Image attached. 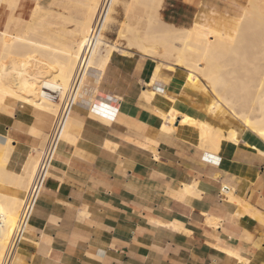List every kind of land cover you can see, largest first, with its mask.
I'll return each instance as SVG.
<instances>
[{
    "label": "crops",
    "instance_id": "obj_1",
    "mask_svg": "<svg viewBox=\"0 0 264 264\" xmlns=\"http://www.w3.org/2000/svg\"><path fill=\"white\" fill-rule=\"evenodd\" d=\"M200 4L236 16L249 0H163L159 15L189 27ZM53 10L66 15L59 0H19L12 16L23 22L11 31L20 34ZM7 13L0 5V28ZM116 17L123 19L121 10ZM110 26L107 36L115 38L119 24ZM152 59L114 52L104 76L89 78L99 86L103 111L87 99L70 110V127L10 264H264V155L243 146V125L227 109L209 111L214 98L204 78L191 81L182 66H160L151 83L158 62ZM144 90L162 97L147 99ZM168 109L176 112L172 121ZM183 115L197 126L204 120L235 129L238 142L207 151L198 145L199 126ZM53 119L29 106L0 109V158L9 143L3 175L17 181L11 190L20 197Z\"/></svg>",
    "mask_w": 264,
    "mask_h": 264
},
{
    "label": "bare ground",
    "instance_id": "obj_2",
    "mask_svg": "<svg viewBox=\"0 0 264 264\" xmlns=\"http://www.w3.org/2000/svg\"><path fill=\"white\" fill-rule=\"evenodd\" d=\"M101 1L59 0L60 7L66 10V15L54 12V10L50 11L42 17L46 22V26L40 22L41 20L33 21L20 34H17L11 30L23 21L17 16H12V13L18 6L19 0H0V5L8 10L3 28H0V109L11 111L15 107L25 108L29 106L55 117L61 109L77 61L86 50L85 71L81 75L75 90L71 109L76 106V103L87 99L90 102L91 109L101 110L103 106L100 105L102 99L99 97V86L90 85L89 78L95 73H98L100 77L104 76L114 52L130 54L133 52L130 49H134L141 55L158 60L154 67L155 70H153L151 83L154 81L160 66L169 69H173L174 66H182L187 73L186 77L191 81H194L197 77L204 78L213 90L211 91L214 99L209 106L207 105L209 111L216 114L222 108L227 109L232 117L239 119L243 125L244 137L243 142H241L243 146L264 155V114L258 112L256 106V100L258 101L264 95V68L259 73L258 68L257 72H255V69L252 70L253 73L258 74L256 80L252 79L254 82L250 80L246 85L243 82L241 83L242 90L254 89V91L251 90L253 91V93L250 92L251 98L244 107L240 108H237L234 102L233 93L227 91L231 87L233 88V85H222L220 77L223 65L219 57L225 54L239 53L236 49L238 32H240L237 31L239 27L219 25L218 23L222 21V17L215 15L213 8L205 4L199 5L192 26L177 27L159 17L163 0H108L103 10L101 9ZM254 4L260 13H264V0H254ZM116 6L121 8L123 14V19L119 22L120 25L117 28L118 36L125 41H123L125 43L123 46L116 40L107 41L102 33L103 30L109 29L110 24H112L114 20L112 14ZM36 7L38 10L40 9L39 5ZM34 13L31 16H34ZM226 20L229 21L230 18ZM67 24H72V28L69 26L72 30H65L64 26L67 27ZM65 33L72 35L71 39L66 42L60 40L64 38ZM20 48H23L21 51L24 50L22 53L19 52ZM17 56L25 57L24 63H21ZM242 58L241 55L240 59ZM243 61L244 59L242 64ZM234 62L238 61L235 60ZM29 64H32L31 66L34 68L30 69ZM252 68L256 67L253 65ZM240 70L242 72L246 70L247 72L245 67L243 70L240 68ZM146 91L144 95L147 99L153 100L162 97L160 93L163 91L161 90H159L160 93L157 90ZM168 112L169 117L167 115V118L172 121L176 117V112L172 109ZM182 118L183 122L188 125L195 124L197 126V122L192 118L185 115ZM199 122L198 120L200 128L198 132L202 144L198 145H202L207 151L218 154L221 141L229 139L238 142L235 129L229 128L223 131L219 127ZM69 125L70 120L67 115L61 139H63ZM165 127L163 128L165 129ZM255 138H259L262 142H258ZM8 144L4 151L8 150ZM3 152L0 158V181L2 180L0 182V264H2L8 245L14 238L16 245L17 240L21 237V231L25 228L27 221L23 226H19L18 216L32 181L33 171L35 172V167H37L36 160H31L26 168L27 173H29L28 181L20 197L16 191L11 190V185H14L12 183L15 182L18 185L16 180L13 179V181L12 177L6 176V174L7 181L5 182L8 184L3 183L5 178L3 174L6 172L3 168L7 161L6 156H9L5 153L9 151ZM3 171L5 172L3 173ZM188 188L189 186L187 190Z\"/></svg>",
    "mask_w": 264,
    "mask_h": 264
},
{
    "label": "rangeland",
    "instance_id": "obj_3",
    "mask_svg": "<svg viewBox=\"0 0 264 264\" xmlns=\"http://www.w3.org/2000/svg\"><path fill=\"white\" fill-rule=\"evenodd\" d=\"M114 9H115V11H114L115 15L120 13L121 8L119 6L114 7ZM214 14L219 16L220 18L222 17V21L218 23L219 25H221V26H228L229 25V26H232L233 28L239 27V30H237L238 28L236 29L237 31H240V32H238V42L236 45V49L238 50L239 53H237V54L236 53L235 54L229 53L232 56L225 54L224 56L219 57V60H220V62H222V65H223L222 69L220 71V77H221L222 85H224V86L227 84L233 85V88L231 87V89H228L227 91L233 93L232 97L234 99L235 104L237 105V108L244 107V105H246V103L251 98L250 92L253 93L254 89H251L253 91H251L250 89L249 90L246 89L247 91L246 90L244 91V89L242 90L240 87L241 83L243 82V84L246 85L247 83H249L250 80L251 81H253L254 79L256 80V77L258 76V74L255 73V72H257V68H258V73L261 72V70L264 68V13H260L259 10H257V8L254 4V0H249V6L247 8L245 7V11H244V8L242 9V15H236V16H231L228 14L219 15L216 10H214ZM115 15L113 16L114 20L112 23L115 25H118V24L120 25L119 22H121V21H119V19L117 17L115 18ZM159 17H160V15H159ZM41 18H42L41 15L36 16L35 20L37 21V20H40ZM228 18H230L229 21L226 20ZM107 31H108V29H105L102 31V33L105 36V39L107 41L112 42V41L116 40L119 42V44L121 46L125 45V43H124L125 41L123 39H121L118 36V34L115 36V38H111V36H107ZM239 33H240V35H239ZM21 49H23V48H20L19 52L22 53V51H24V50L21 51ZM130 50L136 52V50H134V49H130ZM243 53L245 54L244 56H243ZM247 53H249V54H247ZM239 55L240 56L242 55L243 58L240 59ZM246 56H248V58H246ZM252 56H253V58H252ZM249 57H251V58H249ZM17 58L21 61V63H24V61L26 59L23 56H17ZM236 58H239V59H236ZM243 59H244V61L242 64ZM235 60H237L238 62H234ZM246 60L248 62H250L251 64L248 63ZM250 60L251 61L253 60V61L251 62ZM254 61H255V63H254ZM31 65L32 64H29L28 66L30 67V69H33L34 67ZM253 65L256 68H252ZM244 67H245V69H247V72H246V70H243ZM240 68L243 70V72L240 70ZM254 69H255V72L253 73ZM253 74H255V75H253ZM249 75L251 76V79H250ZM207 84L211 88V86L208 82H207ZM211 90H212V88H211ZM256 106L258 107V112H261L264 114V95L262 97H260V99H258V101L256 100ZM255 139L258 142H262L259 138H255Z\"/></svg>",
    "mask_w": 264,
    "mask_h": 264
},
{
    "label": "built area",
    "instance_id": "obj_4",
    "mask_svg": "<svg viewBox=\"0 0 264 264\" xmlns=\"http://www.w3.org/2000/svg\"><path fill=\"white\" fill-rule=\"evenodd\" d=\"M107 1L108 0L101 1L102 10L106 6ZM86 57L87 55L85 50L77 61L76 67L71 78V82L69 83V88L67 89L65 97L62 101L61 109L57 113V115H55L52 125L48 131L45 143L42 149L40 150L36 170L33 174L32 181L28 187L26 196L21 206V210L19 212V226H23L24 223L31 216L33 208L35 207L36 201L39 197V193L43 189L56 149L58 147L59 142L61 141V133L64 127L66 117L67 115H69V112L71 110V103L74 99L73 97L75 94V90L78 86V82L81 78V75L85 71ZM15 241L16 240L14 238L12 242L8 245V248L3 257L2 264H10L13 252L15 250Z\"/></svg>",
    "mask_w": 264,
    "mask_h": 264
}]
</instances>
